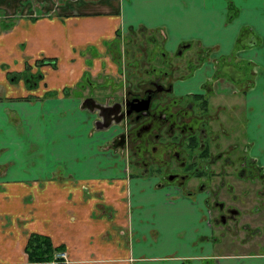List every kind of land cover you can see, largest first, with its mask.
Instances as JSON below:
<instances>
[{"label": "crops", "instance_id": "obj_1", "mask_svg": "<svg viewBox=\"0 0 264 264\" xmlns=\"http://www.w3.org/2000/svg\"><path fill=\"white\" fill-rule=\"evenodd\" d=\"M146 31L169 53L193 50L180 92L207 98L222 135L264 173V0H0V264H33L31 233L62 245L64 264H264V247L213 242L204 194L101 159L102 130L78 87L118 78V42ZM42 58L53 64L36 66ZM28 73L40 74L34 87ZM227 145L207 151L220 171L238 157Z\"/></svg>", "mask_w": 264, "mask_h": 264}, {"label": "flooded vegetation", "instance_id": "obj_2", "mask_svg": "<svg viewBox=\"0 0 264 264\" xmlns=\"http://www.w3.org/2000/svg\"><path fill=\"white\" fill-rule=\"evenodd\" d=\"M152 45L156 48L159 46L156 42ZM182 49L179 46L174 52L162 55V58H156L153 52L150 65L154 67L149 69L150 75L148 69H145L148 77L144 75L143 79L126 89L122 95L114 94L101 100L97 95L86 96L83 99L86 108H83L88 109L87 105L93 106L97 114L95 123L99 129L107 130L109 135L115 131L111 139L113 149L131 146L132 150L127 152L120 149L122 156L127 153L129 161L132 157L133 164L130 166L139 164L140 173L157 188L182 190L185 194L195 195L204 191L198 160H204V154L210 148L209 138L217 149H221L223 144H220V139L229 135H222L220 117L218 113L209 111L207 98L193 91L180 92L178 82L192 77L185 72L182 75L181 66L191 64L188 57H183ZM119 60L116 58V62ZM89 98L92 100H88ZM211 121L218 122L220 137H210ZM243 148L242 154L245 151ZM227 149L238 153L237 158L229 161L230 170L238 177L242 176L244 181L249 180L254 184L256 197L263 200L264 173L260 165L245 153L242 155L237 146L229 144ZM214 161L207 157L206 170L211 168ZM130 166L127 169L132 171ZM207 198L208 196L204 198L205 204ZM208 204L212 207V202ZM220 204L221 206L217 203L218 207L215 209H224L225 204ZM231 212L234 215L235 211H230V214ZM219 216L223 221L224 215L220 213Z\"/></svg>", "mask_w": 264, "mask_h": 264}, {"label": "rangeland", "instance_id": "obj_3", "mask_svg": "<svg viewBox=\"0 0 264 264\" xmlns=\"http://www.w3.org/2000/svg\"><path fill=\"white\" fill-rule=\"evenodd\" d=\"M52 2L53 1H51V4ZM125 39L118 42V53H114L113 56V58L120 59L117 61L119 77L111 78L101 75L100 79L96 77H90L88 80L86 79L87 82L85 83L83 81L82 84H80L81 86L78 87L79 93H81L84 98L86 96L92 97L93 95H97L98 99L101 100L103 97L113 96L114 94H124L126 89L131 88L136 82L144 78V75L147 73L145 69H148V75H150L151 71L149 69L154 67L150 65L151 55L155 53L156 58H162V55H167L169 53L168 49H164L160 46L156 48L152 45L155 42L156 44H160V40L156 38L155 32L146 31L145 33L142 32L139 34L128 33V38ZM150 39L154 41L152 44L150 43ZM123 41H125L124 44H122ZM155 48L157 52L154 51ZM192 51L193 50L189 52L186 50L183 57L189 56ZM153 65H155V63ZM148 75L145 76L148 77ZM96 117L97 114L95 115V118ZM217 123L218 122L211 121L210 124L213 131L210 128L212 132V135H210L211 133L209 134L210 137L221 136ZM101 130L100 149L102 150V154L106 156V158L103 157L101 159L105 162V165L118 169H127L128 165L130 166L131 163L133 164V158L131 157V161H129L126 157L127 150H132L131 146L113 149L111 147V139L115 135V131H112V133L108 135L109 132H107V130ZM231 138H233L232 134H229L227 138L222 137L220 139V144L222 143L224 146L227 144L229 145V140ZM209 140L211 146H214V142H212L211 138H209ZM104 148H108V152L104 153ZM120 149H124L126 155L124 154L122 156ZM208 150L207 148V151ZM207 151L204 154V160H202V158L198 160V166L200 167L198 171L201 173V183L204 187V191L196 193L195 195L201 198L202 194H204V198L208 196V208H206L205 215L207 216V220L211 221L210 227H212L213 230V242L228 251H249L257 249V246L263 248L264 199L262 200V198L256 197L255 188H253L254 184L249 180H241L242 176L238 177V175L229 168L223 167V170L221 169L220 171L221 167L219 166L218 158L214 159L210 157L212 161L213 159L215 160V163L212 162L211 168L206 170L208 163ZM135 168H140V165L135 164L131 167V170L134 172ZM127 171H130V169H127ZM224 171L226 174H224ZM227 175H229V177H225ZM221 177H225L224 185L219 184ZM181 191L182 190L178 192L183 193ZM209 202H212V207L208 204ZM217 203L219 206H221L220 203L225 204L224 209H215L218 207ZM228 208H231L229 212L227 211ZM230 211H235L234 215L232 212L231 215ZM220 213L225 217L223 221H221L219 216Z\"/></svg>", "mask_w": 264, "mask_h": 264}, {"label": "trees", "instance_id": "obj_4", "mask_svg": "<svg viewBox=\"0 0 264 264\" xmlns=\"http://www.w3.org/2000/svg\"><path fill=\"white\" fill-rule=\"evenodd\" d=\"M36 66L44 64H53V60L42 58L34 62ZM21 75L13 73L11 75L12 80H16ZM26 85L34 87L37 80L40 78V74H22ZM62 245L54 246L49 236L40 233H31L24 246L27 261L33 264H49L53 260L54 255L58 251H62ZM59 264H63L59 261Z\"/></svg>", "mask_w": 264, "mask_h": 264}, {"label": "built area", "instance_id": "obj_5", "mask_svg": "<svg viewBox=\"0 0 264 264\" xmlns=\"http://www.w3.org/2000/svg\"><path fill=\"white\" fill-rule=\"evenodd\" d=\"M59 261L61 263L67 262V255L65 251H58L55 253L53 260L49 262V264H59Z\"/></svg>", "mask_w": 264, "mask_h": 264}, {"label": "water", "instance_id": "obj_6", "mask_svg": "<svg viewBox=\"0 0 264 264\" xmlns=\"http://www.w3.org/2000/svg\"><path fill=\"white\" fill-rule=\"evenodd\" d=\"M88 100H92V99L89 98ZM84 102H85V101H83V103H82V106H83V107H85V104H86V102H85V103H84ZM144 102H145L144 108H146V107H147V106H146V105H147V101L145 100ZM87 107H88L89 109H92V108H93L92 105H89V106L87 105Z\"/></svg>", "mask_w": 264, "mask_h": 264}]
</instances>
